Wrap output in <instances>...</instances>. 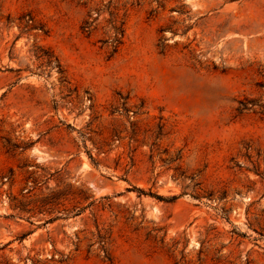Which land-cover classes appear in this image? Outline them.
I'll use <instances>...</instances> for the list:
<instances>
[{
  "label": "rangeland",
  "instance_id": "1",
  "mask_svg": "<svg viewBox=\"0 0 264 264\" xmlns=\"http://www.w3.org/2000/svg\"><path fill=\"white\" fill-rule=\"evenodd\" d=\"M0 264H264V0H0Z\"/></svg>",
  "mask_w": 264,
  "mask_h": 264
}]
</instances>
